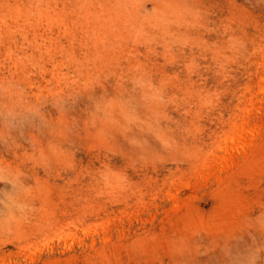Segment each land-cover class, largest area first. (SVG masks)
I'll use <instances>...</instances> for the list:
<instances>
[{
	"label": "clouds",
	"instance_id": "obj_1",
	"mask_svg": "<svg viewBox=\"0 0 264 264\" xmlns=\"http://www.w3.org/2000/svg\"><path fill=\"white\" fill-rule=\"evenodd\" d=\"M45 261L264 264V0H0V264Z\"/></svg>",
	"mask_w": 264,
	"mask_h": 264
},
{
	"label": "rangeland",
	"instance_id": "obj_2",
	"mask_svg": "<svg viewBox=\"0 0 264 264\" xmlns=\"http://www.w3.org/2000/svg\"><path fill=\"white\" fill-rule=\"evenodd\" d=\"M243 133H244V130L242 129V130H241V134L243 135ZM247 134L251 135V134H252V133H251V130H248V133H247ZM149 219H151V220H155L156 217H155V216H152V217H150ZM161 222H163V220H162ZM43 264H47V262L45 261V262H43Z\"/></svg>",
	"mask_w": 264,
	"mask_h": 264
}]
</instances>
